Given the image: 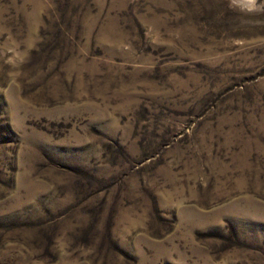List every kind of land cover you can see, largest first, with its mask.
I'll return each mask as SVG.
<instances>
[{
	"label": "rangeland",
	"instance_id": "obj_1",
	"mask_svg": "<svg viewBox=\"0 0 264 264\" xmlns=\"http://www.w3.org/2000/svg\"><path fill=\"white\" fill-rule=\"evenodd\" d=\"M0 264H264V0H0Z\"/></svg>",
	"mask_w": 264,
	"mask_h": 264
},
{
	"label": "bare ground",
	"instance_id": "obj_2",
	"mask_svg": "<svg viewBox=\"0 0 264 264\" xmlns=\"http://www.w3.org/2000/svg\"><path fill=\"white\" fill-rule=\"evenodd\" d=\"M243 2H250L251 0H242Z\"/></svg>",
	"mask_w": 264,
	"mask_h": 264
}]
</instances>
